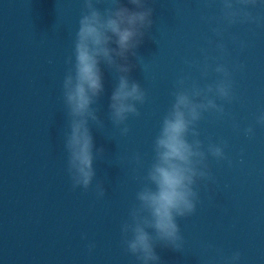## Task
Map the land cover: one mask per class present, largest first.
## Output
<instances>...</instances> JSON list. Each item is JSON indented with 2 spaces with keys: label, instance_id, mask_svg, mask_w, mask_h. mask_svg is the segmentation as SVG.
<instances>
[{
  "label": "clouds",
  "instance_id": "9594fccd",
  "mask_svg": "<svg viewBox=\"0 0 264 264\" xmlns=\"http://www.w3.org/2000/svg\"><path fill=\"white\" fill-rule=\"evenodd\" d=\"M221 16L202 17L210 25L216 20L218 26L211 31L217 37L214 45L218 57H210L207 49H201L204 62L185 61L189 67L200 70L206 79L209 70L214 71L219 79L214 83L200 86L191 76H183L174 85L171 95L173 102L163 115L159 131L152 144V162L143 176L137 177L140 188L135 194V203L129 208L128 219L120 226L121 247L125 253L135 257L137 264H160L156 254L157 244L173 250H184V237L178 223L197 211L200 196V182H215L208 160L217 162L232 161L226 156L227 142L208 141L205 146L198 130L205 113L223 118L224 104H231L235 99L233 73L242 71L243 65L222 63L229 55L224 43L227 27L237 24H255L259 26L264 17L254 15L251 9L264 8V0H219ZM100 0H83L82 11L75 33L73 52L66 59L68 65L64 75L61 96L66 116L67 130L63 133V148L66 153V172L71 187L87 192L93 187L96 171L94 161L104 158V150L94 152V139L90 122L104 130V122L98 117V109L93 105L104 92L101 63L116 74L117 84L110 96L108 119L120 135L130 132L127 121L130 116L140 117L137 105H144L147 98L142 86L130 79L135 65L129 63V56L135 57L140 64L142 57L137 56V49L143 43L145 35L153 26V8L148 0H128L133 9L125 7L120 0H105L108 5L103 10L96 5ZM240 49L244 42H237ZM115 45V47H112ZM216 62L215 67L208 63ZM143 69V68H142ZM220 101L221 103H218ZM255 124L264 128V112L257 117ZM238 129V125H233ZM244 135L252 138L253 126L244 129ZM135 163L142 166L141 157L136 154ZM207 187V183H205ZM94 192L97 199L106 196L102 181L95 182ZM87 240V235L82 234ZM95 243H88L89 254L95 249ZM205 253L215 252L222 257V250L212 244L204 247ZM223 258V257H222ZM224 264H240L241 253L233 252L223 258Z\"/></svg>",
  "mask_w": 264,
  "mask_h": 264
},
{
  "label": "water",
  "instance_id": "95a60500",
  "mask_svg": "<svg viewBox=\"0 0 264 264\" xmlns=\"http://www.w3.org/2000/svg\"><path fill=\"white\" fill-rule=\"evenodd\" d=\"M169 1L175 83L183 76H191L201 87L214 83L219 79L214 71L210 69L204 79L198 68L189 67L185 61L202 65L201 49H207L210 57L219 56L214 45L208 43L217 40L211 31L218 26L216 20L210 25L202 19L220 18L219 0ZM251 11L264 17V8ZM219 26L226 29L224 43L229 52L220 62L244 67L233 73L236 99L224 104L227 115L217 118L205 113L198 125L205 146L209 140L227 142L225 154L232 161L229 167L227 161L217 162L209 157L215 182H200V199L192 215L198 260L199 264H224L223 258L239 251L240 264H264V128L255 124L256 117L264 112V21L259 26ZM231 37L246 47L240 49ZM208 63L215 67V61L210 59ZM234 124L239 128H234ZM249 126L255 129L252 138L244 135L243 130ZM207 244L221 249L223 258L214 251L205 253Z\"/></svg>",
  "mask_w": 264,
  "mask_h": 264
}]
</instances>
